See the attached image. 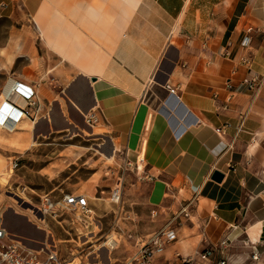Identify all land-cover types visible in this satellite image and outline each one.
<instances>
[{
	"label": "crops",
	"instance_id": "crops-1",
	"mask_svg": "<svg viewBox=\"0 0 264 264\" xmlns=\"http://www.w3.org/2000/svg\"><path fill=\"white\" fill-rule=\"evenodd\" d=\"M0 19L14 37L2 46L0 106L10 78L38 101L17 127L0 128L10 159L32 140L97 127L91 136L112 158L143 162L145 200L162 225L183 209L164 264L195 262L222 239L264 246V81L241 86L264 76V0H0ZM98 189L84 194L96 218L107 208Z\"/></svg>",
	"mask_w": 264,
	"mask_h": 264
},
{
	"label": "rangeland",
	"instance_id": "rangeland-1",
	"mask_svg": "<svg viewBox=\"0 0 264 264\" xmlns=\"http://www.w3.org/2000/svg\"><path fill=\"white\" fill-rule=\"evenodd\" d=\"M12 39L9 21L0 19V66L4 60L2 46ZM89 129L90 133L82 129V132L72 131L70 136L61 133L49 145L39 146L32 140L29 150L18 156V166L12 170L8 166L11 153L3 151L2 143L6 140L0 137V208L7 209L5 220L15 214L16 229L30 235L28 238L14 237L27 250H56L65 262L71 264H129L137 246L148 234L161 227L163 217L153 212L154 209L146 203V186L143 184L150 178L143 174V162L139 160L137 165L130 164L127 160H120L121 155L112 158L105 152L104 146L98 145V137L91 136L101 129ZM17 185L25 187L24 194L33 204H37L38 195L51 190L52 193L61 189L89 194L93 187L100 188L107 208L102 216L95 217L99 223L92 221L93 232L77 234L65 224L63 229L59 228L51 219H46L45 224L37 222L34 207L25 201H18L9 193L8 190H14ZM114 187L119 189V199L115 203L109 200ZM171 194L168 191L166 197L171 198ZM13 227H8L9 232L21 235L22 232ZM182 231L185 232L186 228L182 227ZM204 248H209L211 253L207 259H199L197 253ZM198 252L195 262H179L211 264L223 258L225 264H264V246L252 250L247 244L225 243L223 249H216L205 244ZM162 255L155 257L152 264H164Z\"/></svg>",
	"mask_w": 264,
	"mask_h": 264
},
{
	"label": "built area",
	"instance_id": "built-area-1",
	"mask_svg": "<svg viewBox=\"0 0 264 264\" xmlns=\"http://www.w3.org/2000/svg\"><path fill=\"white\" fill-rule=\"evenodd\" d=\"M249 39L250 37L247 33L243 35L241 45L246 46L249 43ZM263 81V75L259 77L249 76L241 81V86L256 91ZM164 86L167 88L168 94L174 95L172 87H169L166 83ZM11 94L19 96L24 101V104L20 106L10 102L8 97ZM3 100V104L6 106V118H3V126L1 128L5 130L14 128L15 123L25 116L24 107L33 108L34 114L38 109V101L33 88L14 78L9 79ZM188 114L191 115L190 113ZM83 119L87 125L91 126L96 121V115L94 112H89L83 116ZM17 160V158L10 159L8 163L9 169H15L18 166ZM24 190V186L17 185L14 190L9 189L8 191L34 207L33 209L39 216L36 221L40 224H45L46 219H51L54 225L59 228L63 229V224H65L69 229L76 231L77 234L92 231V220L96 219L87 204V197L83 193L64 192L62 190L57 193L44 192L38 195L37 204H33L26 198ZM118 199L119 189L114 187L110 191L109 200L115 203ZM3 209V207L0 208V264H71V262H65L57 254L56 250L33 251L21 247L3 224ZM182 211L183 209H180L176 215L167 220L159 229L148 234L135 249L128 261L129 264H152L153 259L162 254L164 247L175 239L174 221ZM225 242V239H222L217 244L216 249L224 248ZM210 253L211 250L209 248H204L197 255L199 259H207ZM182 261L189 262L190 259H182ZM211 264H225V259L216 260Z\"/></svg>",
	"mask_w": 264,
	"mask_h": 264
},
{
	"label": "bare ground",
	"instance_id": "bare-ground-1",
	"mask_svg": "<svg viewBox=\"0 0 264 264\" xmlns=\"http://www.w3.org/2000/svg\"><path fill=\"white\" fill-rule=\"evenodd\" d=\"M4 103V101L2 102V104H1V106H0V128L3 126V123H2V121H3V118H6V106H5V104H3ZM2 118V119H1ZM17 125H18V121L15 123V127H17ZM11 170V169H10ZM8 192V191H7ZM9 193H11V192H9ZM14 196V195H13ZM14 198L15 199H17L18 201H25V200H20V198H17V197H15L14 196ZM27 198V197H26ZM26 202V201H25ZM29 205H31L30 203H28ZM7 209H3V213H2V219H3V224H4V226H5V228L8 230V225L6 224V221H5V218H4V214H5V211H6ZM39 218V216H38V214H37V212H36V214H35V217L33 216V215H31V217H34V219H38L37 217ZM93 221V223L95 222V220H92ZM38 227V226H37ZM9 231V230H8ZM93 232V231H92ZM88 233H90V232H88ZM12 236H16V235H13L12 234ZM85 236V235H84ZM15 238H18V236H16ZM19 239V238H18ZM17 242H18V240L17 239H15ZM19 243V242H18ZM20 244V243H19ZM21 245V244H20ZM21 247H23L22 245H21ZM50 250V249H49ZM41 251V250H40ZM45 251V250H44Z\"/></svg>",
	"mask_w": 264,
	"mask_h": 264
},
{
	"label": "water",
	"instance_id": "water-1",
	"mask_svg": "<svg viewBox=\"0 0 264 264\" xmlns=\"http://www.w3.org/2000/svg\"><path fill=\"white\" fill-rule=\"evenodd\" d=\"M221 177H222V175L218 171H213L211 173V179H213L215 181H219L221 179Z\"/></svg>",
	"mask_w": 264,
	"mask_h": 264
}]
</instances>
